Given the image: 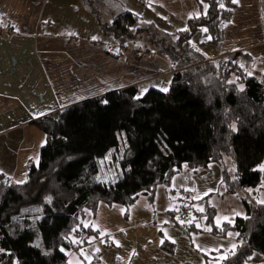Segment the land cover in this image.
I'll return each mask as SVG.
<instances>
[{"label":"trees","instance_id":"16d2710c","mask_svg":"<svg viewBox=\"0 0 264 264\" xmlns=\"http://www.w3.org/2000/svg\"><path fill=\"white\" fill-rule=\"evenodd\" d=\"M195 1L199 14L176 33L125 8L99 24L117 47L107 51L112 58L141 41L165 59L174 71L167 91L150 89L137 98L129 87L34 122L45 140L38 165L28 163L21 184L0 174V264H67L61 250L76 251L75 239L95 233L84 225L86 211L96 216L102 204L129 208L141 196L152 201L183 165L196 173L209 164L221 168V191L239 199L245 216L217 227L209 196L193 201L169 190L176 196L168 212L173 225L186 235L235 234L236 249L219 264L264 256V204L257 197L264 187V76L240 65L243 54L221 52L205 61L193 50L201 31L220 47L237 8L232 0Z\"/></svg>","mask_w":264,"mask_h":264},{"label":"crops","instance_id":"0c3cea01","mask_svg":"<svg viewBox=\"0 0 264 264\" xmlns=\"http://www.w3.org/2000/svg\"><path fill=\"white\" fill-rule=\"evenodd\" d=\"M63 1L66 2L63 5L69 6H78L81 2ZM125 2L123 8L169 33L183 30L186 20L199 14L195 0H164L167 4L153 6L140 1ZM236 5L220 47L208 44L204 31L193 37L191 47L205 61L219 59L221 52L243 54L240 65L252 74L264 76V0H238ZM97 32L100 36L96 39L91 37L94 34L69 38L20 32L0 24V139L6 137L0 141V164L4 166L0 167V174L12 180L11 167L16 165L24 168L26 175L31 161L25 154L32 146L33 135L40 139L33 128L36 120L129 87H136L137 98L150 89L167 91L174 71L165 59L147 48L137 47L135 55L130 54L131 48H128L116 60L107 54V49L113 45L95 29ZM256 64L261 65L256 69L253 67ZM226 167L231 169L228 161ZM221 180V168L216 164H209L196 173L183 165L181 172L172 178L169 189L160 185L152 201L141 196L134 205L125 208L124 216L129 222L125 231L144 228L158 232L167 230L169 235L177 237L183 235L193 251L219 264L236 249V235L219 238L205 231L186 235L183 228L173 225L168 212L176 199L169 195L170 190L175 194H190L193 201L209 196L217 227L243 218V204L221 191ZM257 197L258 202L264 204V187L257 191ZM248 264H264V256L254 252Z\"/></svg>","mask_w":264,"mask_h":264},{"label":"rangeland","instance_id":"374dc122","mask_svg":"<svg viewBox=\"0 0 264 264\" xmlns=\"http://www.w3.org/2000/svg\"><path fill=\"white\" fill-rule=\"evenodd\" d=\"M135 1L151 6L167 4L164 0H132ZM63 3L66 2L0 0V24L20 32H39L69 38L94 34L91 37L97 38L100 35L98 32L95 33V29L99 31V24H109L126 2L125 0H81L78 6H69V4L67 6ZM144 45V42L137 41L133 46L143 48ZM134 47L130 49V54L135 55V51L138 50ZM107 50L117 53L115 51L117 47L114 45ZM260 65L256 64L253 67L257 69ZM33 128L40 139L37 135H33L32 146L25 155L34 165H38L44 134L35 125ZM5 138H1L0 141ZM11 172L9 177L14 183L21 184L25 181L24 168L14 165L11 167ZM124 214L125 207L117 205H100L96 216L86 211L84 225L92 228L95 233L83 234L75 239L76 244L80 246L76 251L61 250L67 257V264H214L213 261L193 251L191 243L183 235L177 237L169 235L167 230L158 232L144 228L125 231V228L129 227L127 226L129 222ZM83 241L87 242L85 246L82 244Z\"/></svg>","mask_w":264,"mask_h":264},{"label":"snow or ice","instance_id":"6c2138e0","mask_svg":"<svg viewBox=\"0 0 264 264\" xmlns=\"http://www.w3.org/2000/svg\"><path fill=\"white\" fill-rule=\"evenodd\" d=\"M232 2L236 3V2H238V0H232ZM221 6H223V5H221ZM205 31H206V29H205ZM93 39H96V37H93ZM162 91H166V89H162ZM233 247H235V246H233ZM62 251H63V249H62Z\"/></svg>","mask_w":264,"mask_h":264}]
</instances>
